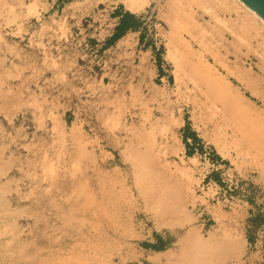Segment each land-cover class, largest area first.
Masks as SVG:
<instances>
[{
  "label": "rangeland",
  "instance_id": "1",
  "mask_svg": "<svg viewBox=\"0 0 264 264\" xmlns=\"http://www.w3.org/2000/svg\"><path fill=\"white\" fill-rule=\"evenodd\" d=\"M53 1L0 0V264H264V26L236 0H151L154 83L153 59L111 70L95 33L121 0ZM193 60L260 98L214 108Z\"/></svg>",
  "mask_w": 264,
  "mask_h": 264
},
{
  "label": "crops",
  "instance_id": "2",
  "mask_svg": "<svg viewBox=\"0 0 264 264\" xmlns=\"http://www.w3.org/2000/svg\"><path fill=\"white\" fill-rule=\"evenodd\" d=\"M73 2V0H55L53 1V7L65 8ZM128 12L125 9L114 7L110 11L106 22L99 24L97 28L98 32H95L97 36L104 33L102 45L105 47L104 52L108 56L110 69L126 75L135 72L134 67L138 65H133V63L137 59L138 64L140 62L145 64L148 60L153 59L156 63L153 82L156 83L155 80L160 79L163 82L169 83L171 75L162 61L156 37L150 31L147 32L148 22L146 17L140 13L129 12L135 16L136 20L133 22L131 20L128 24L127 21L130 18L127 15ZM218 178L219 182H222V179ZM238 232L242 237L243 245L248 250L249 257L256 258L261 251V241L253 238V241L250 242L248 240L250 231L246 226L240 227ZM160 236L165 241V237Z\"/></svg>",
  "mask_w": 264,
  "mask_h": 264
},
{
  "label": "bare ground",
  "instance_id": "3",
  "mask_svg": "<svg viewBox=\"0 0 264 264\" xmlns=\"http://www.w3.org/2000/svg\"><path fill=\"white\" fill-rule=\"evenodd\" d=\"M150 1L151 0H121V3L124 5L125 9H127L129 12L139 13L149 4ZM236 1L238 2V4H240L242 7H244L250 14H252V16L254 18H256L258 20V22H260L262 24V26H264V20L254 10H252L243 0H236ZM257 33L258 34L260 33L259 35L262 36V39L264 41V35L260 31H257ZM185 44L188 45V43H186V42H185ZM197 61H198V59H197ZM197 61L195 62L193 60V63H194V67L197 70H199V73H200L199 74L198 71H197V73L195 72L200 77L198 79L199 80L198 82L203 87L202 88V90H203L202 94H205L209 103L212 104V106L214 108H219L222 111L229 113V115H231L230 117H232V115H234V116H235V114L239 115L241 112L238 104L235 101V100H237L236 98H240V97L242 99L247 98L250 101H253L251 99V97L260 98V92H258V90L250 83V81L246 77V74H244L243 72H241L239 70H237V71L232 70L229 68L228 65H226V74L220 75L213 69L212 64L204 62L205 64L201 65L200 64L201 62L197 63ZM200 61H202V60H200ZM262 168H263V166H262ZM155 192H154V195H155ZM152 193H151V195L153 196ZM157 194H160V193L157 192ZM154 197L155 196H153V198ZM155 198H158V196H156ZM152 200H154V199H152ZM158 200L157 201L154 200V201H156L158 203ZM174 222L180 223L177 221H174ZM167 223H170V222H167ZM173 223H171L172 225L169 224L168 226L171 228L175 227ZM157 252L159 253L161 251H157Z\"/></svg>",
  "mask_w": 264,
  "mask_h": 264
},
{
  "label": "trees",
  "instance_id": "4",
  "mask_svg": "<svg viewBox=\"0 0 264 264\" xmlns=\"http://www.w3.org/2000/svg\"><path fill=\"white\" fill-rule=\"evenodd\" d=\"M130 18L128 19V21H127V23L129 24V22H131V20H132V22L134 21V20H136L135 19V16L133 15V14H130L129 12H128V14H127ZM191 138L194 140V142H198V140H199V138L195 135V134H192L191 135ZM184 142H185V145H186V147H187V150H188V154L189 155H192L193 154V147H192V145L187 141V139H186V137H184ZM215 157L218 159L219 158V156L217 155V154H215ZM211 177L213 178V180H215V181H217V182H219L220 180H219V178H218V175H217V173H215V172H213L212 174H211ZM219 183H221V182H219ZM155 237H156V242L155 243H144L143 245L146 247V248H153L154 250H157V251H161V250H164V249H166V247H167V245H166V241H164V239L160 236V235H158V234H156L155 235ZM248 240L250 241V242H252L253 241V237H251V236H249L248 237Z\"/></svg>",
  "mask_w": 264,
  "mask_h": 264
},
{
  "label": "built area",
  "instance_id": "5",
  "mask_svg": "<svg viewBox=\"0 0 264 264\" xmlns=\"http://www.w3.org/2000/svg\"><path fill=\"white\" fill-rule=\"evenodd\" d=\"M221 183H225V185H220L219 182L215 181V180H208V182L206 183V186H208V188L211 186L212 188L215 187L216 190L222 189L223 187L220 186H225V192L227 191H239V189H243L242 185L239 184V182L236 180L235 182L231 181L229 183L228 180H224L222 179ZM231 198H233V196H230Z\"/></svg>",
  "mask_w": 264,
  "mask_h": 264
},
{
  "label": "water",
  "instance_id": "6",
  "mask_svg": "<svg viewBox=\"0 0 264 264\" xmlns=\"http://www.w3.org/2000/svg\"><path fill=\"white\" fill-rule=\"evenodd\" d=\"M264 20V0H243Z\"/></svg>",
  "mask_w": 264,
  "mask_h": 264
}]
</instances>
